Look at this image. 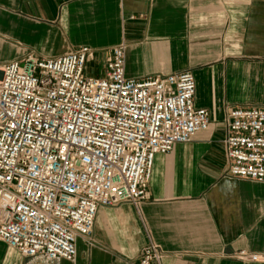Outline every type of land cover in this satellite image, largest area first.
Wrapping results in <instances>:
<instances>
[{
    "label": "crops",
    "instance_id": "1",
    "mask_svg": "<svg viewBox=\"0 0 264 264\" xmlns=\"http://www.w3.org/2000/svg\"><path fill=\"white\" fill-rule=\"evenodd\" d=\"M119 45L128 78L192 71L210 128L156 155L150 200L100 208L94 244L58 264H139L151 243L162 264H264L232 257L264 254V182L229 178L224 146L232 109L264 108V0H0V65L89 47L102 77ZM0 264L26 260L0 242Z\"/></svg>",
    "mask_w": 264,
    "mask_h": 264
},
{
    "label": "built area",
    "instance_id": "2",
    "mask_svg": "<svg viewBox=\"0 0 264 264\" xmlns=\"http://www.w3.org/2000/svg\"><path fill=\"white\" fill-rule=\"evenodd\" d=\"M90 54L29 52L0 65V242L26 264L75 262L77 238L94 244L100 208L139 209L156 155L210 128L192 71L128 78L119 45L96 77L86 73ZM224 126L227 176L264 182V108L236 107ZM164 257L151 243L139 264ZM232 257L264 263L245 250Z\"/></svg>",
    "mask_w": 264,
    "mask_h": 264
},
{
    "label": "rangeland",
    "instance_id": "3",
    "mask_svg": "<svg viewBox=\"0 0 264 264\" xmlns=\"http://www.w3.org/2000/svg\"><path fill=\"white\" fill-rule=\"evenodd\" d=\"M89 64H90L89 66H95V65H96V63H92V64H91V63H89Z\"/></svg>",
    "mask_w": 264,
    "mask_h": 264
}]
</instances>
